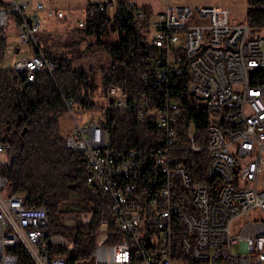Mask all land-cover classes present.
Listing matches in <instances>:
<instances>
[{
	"label": "built area",
	"instance_id": "obj_1",
	"mask_svg": "<svg viewBox=\"0 0 264 264\" xmlns=\"http://www.w3.org/2000/svg\"><path fill=\"white\" fill-rule=\"evenodd\" d=\"M163 1V0H162ZM166 1V0H165ZM114 10L116 0L98 1ZM127 8L147 19V40L156 52L147 59L143 84H165L188 75V90L209 112L205 148L209 181L192 179L181 158L173 154L180 129L177 100L166 95L151 104L147 93L130 97L112 84L107 99L117 107H134L139 118H154L164 137L153 157L136 148L114 150L95 119L79 122L66 135L69 147L83 149L87 180L102 188L114 227L99 228L90 264H264V29L233 17L228 7L190 6L166 1L153 9L149 0H125ZM149 5L146 11L142 5ZM62 17L76 27L84 18L67 17L42 0H2L0 26L15 27L21 43L38 45L41 11ZM154 11V16L150 13ZM44 53L18 56L13 68L25 70L27 80L44 66ZM67 111L73 102L66 99ZM193 139L192 125L188 128ZM7 145L0 141V153ZM198 149L199 146L191 144ZM211 179V180H210ZM0 175V264H15L8 246L23 245L36 264H66V256L47 247V205H27L24 194L6 192ZM83 222L82 212L63 215ZM51 234L50 241H57ZM60 242V241H59ZM239 246V249H234Z\"/></svg>",
	"mask_w": 264,
	"mask_h": 264
},
{
	"label": "trees",
	"instance_id": "obj_2",
	"mask_svg": "<svg viewBox=\"0 0 264 264\" xmlns=\"http://www.w3.org/2000/svg\"><path fill=\"white\" fill-rule=\"evenodd\" d=\"M2 2V0H0ZM142 7L148 12L150 6ZM244 20L254 28L264 29V0H246ZM82 34L95 36L84 47L80 39L58 48L40 37L33 52L41 50L51 62V69L42 66L27 80L25 70L0 67V141L7 145L5 159L0 160V175L7 178L6 192L24 194V203L40 205L48 210L47 247L52 253L66 256V264H90L95 245V232L102 227L112 229L114 220L102 188L87 180L88 163L83 149L69 147L63 133L61 116L67 112L66 99L81 109H102L95 119L108 132L109 146L114 150L136 148L140 156L150 159L164 134L154 118H139L134 107H117L107 99L109 85H122L130 97L147 93L151 104L166 95L177 100L180 129L173 154L179 156L192 179L209 181L205 170L210 161L205 148L208 108L188 90L187 74L174 76L165 84L149 80L143 84L142 73L147 59L156 49L147 40V19L139 18L125 0H116L113 11L89 1L84 10V24L76 27ZM115 32V40L102 35ZM5 26H0V58L8 48ZM104 48L110 59L106 64L82 66L74 64L93 48ZM100 88L107 101L100 104L93 98ZM192 125L193 139L188 128ZM199 146L198 149L191 144ZM211 180V179H210ZM79 211L84 221L67 224L63 215ZM51 234L68 239L67 243L50 241ZM17 254L15 264H36L21 244L10 245ZM193 264H204L194 261Z\"/></svg>",
	"mask_w": 264,
	"mask_h": 264
},
{
	"label": "rangeland",
	"instance_id": "obj_3",
	"mask_svg": "<svg viewBox=\"0 0 264 264\" xmlns=\"http://www.w3.org/2000/svg\"><path fill=\"white\" fill-rule=\"evenodd\" d=\"M37 0H29L30 4H35ZM47 7L53 8L55 10L61 9L65 12L67 17L73 19H78L84 17L85 6L89 1H99V0H42ZM154 4L153 9L161 8V6L167 2L171 4H188L190 6H200V5H218L228 7L233 17L237 20H243L246 12V0H149ZM154 11L150 13V17H153ZM41 17L43 21L42 28L38 32V37H47V41L52 43L58 48L64 47L67 42L74 41L76 38L80 39L82 34L78 32V29L74 23L68 24L65 19L58 17L56 15L49 16L45 10L41 11ZM5 30L8 36V48L0 58V67H11L14 60L18 56L26 53H31L33 51V46L31 43H21L17 39L15 33V27L11 24L5 26ZM117 37L116 33L111 31L108 34L102 35L103 40H115ZM95 36L87 35L86 37L81 38L80 46L81 48L87 44L88 41L93 40ZM16 44L20 47V51H15ZM110 59L109 54L104 48H93L89 54L78 58L74 61V64L88 66V65H98L106 64ZM93 98L97 100L100 104L106 105L107 101L103 95V92L98 88L94 94ZM92 116H95V119H100L103 116L102 109H81L75 104L72 106V113L66 112L61 116V125L63 133L69 132L72 126L74 125L75 118L79 122H86ZM101 116V117H100ZM75 117V118H74ZM69 129V130H67ZM5 159V151L0 153V160ZM75 223H79L78 221ZM67 224H74L72 222H67ZM57 239L60 237L56 236ZM63 242L67 243L68 239L66 237L62 238ZM234 249H239V246H234Z\"/></svg>",
	"mask_w": 264,
	"mask_h": 264
},
{
	"label": "crops",
	"instance_id": "obj_4",
	"mask_svg": "<svg viewBox=\"0 0 264 264\" xmlns=\"http://www.w3.org/2000/svg\"><path fill=\"white\" fill-rule=\"evenodd\" d=\"M38 1V0H37ZM99 1H101V0H99ZM31 5H33V4H31ZM47 7V6H46ZM47 8H50V7H47ZM53 9V8H52ZM58 10H61V9H58ZM82 18H84V17H82ZM15 51H17V52H19L20 51V47L16 44V49H15ZM67 130H69V129H67ZM56 236H58V237H60L59 239H57V237ZM53 238L55 239V240H57V241H60V242H63V240H62V238H64V236H61V235H58V234H55V235H53ZM68 242V241H67ZM63 243H65V242H63Z\"/></svg>",
	"mask_w": 264,
	"mask_h": 264
},
{
	"label": "bare ground",
	"instance_id": "obj_5",
	"mask_svg": "<svg viewBox=\"0 0 264 264\" xmlns=\"http://www.w3.org/2000/svg\"><path fill=\"white\" fill-rule=\"evenodd\" d=\"M100 137H107V131L106 130H100Z\"/></svg>",
	"mask_w": 264,
	"mask_h": 264
},
{
	"label": "water",
	"instance_id": "obj_6",
	"mask_svg": "<svg viewBox=\"0 0 264 264\" xmlns=\"http://www.w3.org/2000/svg\"><path fill=\"white\" fill-rule=\"evenodd\" d=\"M96 184V183H95Z\"/></svg>",
	"mask_w": 264,
	"mask_h": 264
}]
</instances>
